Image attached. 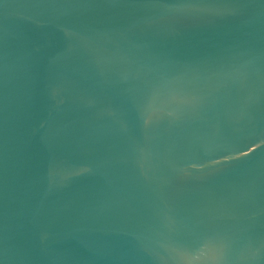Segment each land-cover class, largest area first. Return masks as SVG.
I'll use <instances>...</instances> for the list:
<instances>
[{"label":"water","instance_id":"water-1","mask_svg":"<svg viewBox=\"0 0 264 264\" xmlns=\"http://www.w3.org/2000/svg\"><path fill=\"white\" fill-rule=\"evenodd\" d=\"M0 264H264V0H0Z\"/></svg>","mask_w":264,"mask_h":264}]
</instances>
